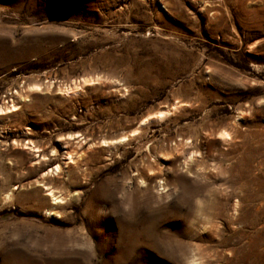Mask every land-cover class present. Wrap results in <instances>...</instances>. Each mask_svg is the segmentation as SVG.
I'll return each instance as SVG.
<instances>
[{
    "label": "rangeland",
    "instance_id": "374dc122",
    "mask_svg": "<svg viewBox=\"0 0 264 264\" xmlns=\"http://www.w3.org/2000/svg\"><path fill=\"white\" fill-rule=\"evenodd\" d=\"M0 107V264H264V0H0Z\"/></svg>",
    "mask_w": 264,
    "mask_h": 264
},
{
    "label": "bare ground",
    "instance_id": "6f19581e",
    "mask_svg": "<svg viewBox=\"0 0 264 264\" xmlns=\"http://www.w3.org/2000/svg\"><path fill=\"white\" fill-rule=\"evenodd\" d=\"M12 105H14V104H12ZM4 108H5V107H4ZM4 108L0 107V111L2 112V110H3ZM12 109H13V108H12ZM166 113H168V112H167V111H158V112L155 113L154 116H156V117H162V116L165 115ZM148 118H149V116H148V117H144V118L141 120V124H142V123H145L146 120H147ZM223 133H226V132H223ZM56 169H57V168H56ZM45 189H48V188H45ZM48 191H49V192L47 193V195H50L51 198H52V200L54 201V202H52V203H56V202H58L57 198L54 197V194H53L52 190L49 189ZM48 212H49V211H48ZM192 264H193V263H192ZM194 264H195V263H194Z\"/></svg>",
    "mask_w": 264,
    "mask_h": 264
}]
</instances>
